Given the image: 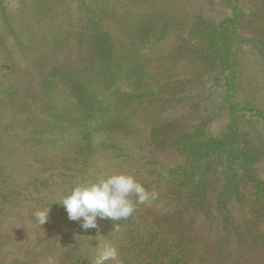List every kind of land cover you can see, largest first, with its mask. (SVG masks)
<instances>
[{
	"label": "trees",
	"instance_id": "obj_1",
	"mask_svg": "<svg viewBox=\"0 0 264 264\" xmlns=\"http://www.w3.org/2000/svg\"><path fill=\"white\" fill-rule=\"evenodd\" d=\"M249 1L79 0L76 19L60 20L80 46L79 61H54V67L46 66L51 73H33L30 94L17 86L14 73H24L19 61L0 62V106L8 99L15 104L13 117L0 119V211L13 201L14 207L32 201L36 211L50 208L61 240L51 244L44 260L95 264L100 251L111 246L118 256L106 264H264V178L256 171L264 135L256 131L261 146L255 156L251 149L258 147L250 143L252 127L264 128V107L251 106L250 87L237 93V44L251 43L264 58V0ZM0 15V51L38 59L58 52L51 46L41 54L16 34L12 51L4 41L6 27L14 33L4 6ZM52 16L59 18L58 12ZM40 20L32 26L41 28ZM60 54L73 55L54 56ZM21 95L44 108L22 114L16 102L25 104ZM93 103L90 115L85 109ZM219 113L228 117L220 136L200 128L189 132V122L192 129L199 124L205 129ZM73 125L64 141L65 128ZM29 145L35 147L30 161L19 164L15 153ZM103 156L130 165L109 171L106 161L99 164ZM221 159L228 175L216 191L219 178L210 172L208 181L207 170ZM28 169L44 176L26 180L36 188L24 194L12 176ZM121 172L158 198L117 221L118 230L112 221L98 219V229L85 231L56 202L74 186ZM246 190L251 191L247 206L241 200ZM19 220L0 214V264H37ZM17 239L27 249L20 251ZM76 244L87 252H78ZM17 253L21 258H14Z\"/></svg>",
	"mask_w": 264,
	"mask_h": 264
},
{
	"label": "rangeland",
	"instance_id": "obj_2",
	"mask_svg": "<svg viewBox=\"0 0 264 264\" xmlns=\"http://www.w3.org/2000/svg\"><path fill=\"white\" fill-rule=\"evenodd\" d=\"M200 1L201 0H193V3L197 4ZM248 3H250V1L246 0V4ZM0 6L1 7L4 6L6 11V16H8V21L12 25V29L14 32L12 34L7 27L5 29L6 34L4 41L11 48L12 51H14V49L18 46L17 43H15L13 36L15 34L17 35V39L22 41L24 44L33 45L34 47H37V49H40L39 52L41 54H43L42 52L46 51L48 48H51V46L53 47L52 49L58 47L57 49H55L58 50V52L52 53L51 55H49V57H47L46 54L41 55L39 56V59L37 58L38 56H35L33 54H29V55L26 54L27 52L22 53L15 50V53L8 54L6 51L5 52L0 51V62H3L4 60H8L10 62L14 61V63L17 65V62L19 61V64L21 65L20 68L23 69L24 73L16 74L17 72H15L14 75L17 78V82H16L17 86L19 85L21 86L22 89L24 88L27 89V91L25 92H29V94L33 93V89L31 87L32 82L30 84V81H32L33 78L32 76L33 73L34 75L35 72L36 74L39 73L38 76H41V74L45 75L46 73H51V71L48 70L49 67L46 66L54 67L53 64H57L54 61L58 62L60 60L63 64H65V61H69L67 63L69 64L71 60L73 62L80 60L81 55H79V53L81 50L78 49V47H80L78 42H76L73 39L71 33L64 32L67 29V22L69 20L74 21L78 16L79 0H63V3H59V0H0ZM56 12H58L59 18H55L53 21L51 17H53L52 15L55 14ZM38 18L41 19L40 24L42 27L39 28L36 26L34 28L32 26V23L36 22ZM62 18H67L65 19L67 21V22L65 21L66 25L60 22ZM0 19H1V15H0ZM23 20L25 21V25L21 24ZM53 23L55 26H53ZM51 43L53 44L50 45ZM237 45L240 46V49L237 54L239 58L238 63L240 69L239 80H238L239 86L237 93H240L242 96V94L244 95L245 92H248L249 90L248 88L250 87L251 88L250 99L252 100L251 106L262 108L264 107V58L261 56L262 52L258 51V49L256 48L254 49L251 43L246 44L245 42H240ZM62 51H69L73 55L71 56V58H69L68 56L64 58V56H61L63 54H60V56L58 55L54 56L55 53H60ZM37 61L39 63H37ZM29 71H31L30 77L27 74ZM12 76H13V72H12ZM16 78L14 80H16ZM101 87L103 86L101 85ZM17 97H15L14 99H16ZM21 97H22L21 100L25 102V104L21 103L20 100L17 101V99L19 98L16 99V102H18V104L20 103L19 106L23 107L24 111L22 114L26 115L31 110L38 111L39 109L44 108L43 105L37 103V100L36 102L34 101L33 103H26V99L24 98V95H21ZM33 98H30V100H34ZM93 105L94 106L85 109L86 112L90 115L95 114L94 110H96L97 106L94 103ZM14 106L15 104H12V101L9 99L7 102L2 103V106H0V113H1L0 119L6 121L10 120L13 117ZM192 109L193 111L196 110L195 107H193ZM85 110H83L84 111L83 113H85ZM202 113L205 114V111H202ZM102 116L103 115L101 114L96 117H92L91 120L93 119L97 121ZM215 117L216 119H214L213 122L207 123V125L202 123L203 125H205L206 127L205 129L204 126H202L201 124L195 126L192 129L190 126L194 125V123L189 122V132H194L195 128L196 130L200 128V130L204 133L211 130L213 134L216 135L219 134L220 136L227 129L226 124L228 123V117L221 113L217 114ZM26 122L30 124L29 119H27ZM95 123L96 122H94V124ZM82 124H84V122L79 123L77 126ZM68 127L69 126L65 128V131L62 135L64 141H67L69 139L71 132L70 129L74 130L76 128L75 125L70 126L69 128ZM252 131H255V133L251 134L250 143L251 145L253 144L254 147H258L257 149L256 148L251 149V151L254 153L253 156H255L256 154L259 153V147L261 146V144L256 143L259 142V140L257 137L254 136L256 135V131L258 134L261 133L262 135H264V128L258 124H255V126L252 127ZM216 135L215 138L218 137ZM33 148L32 145H29V148L24 147L18 150L15 153V159L17 158L18 160L17 162L19 164H24L25 162H27L30 158ZM98 159L99 160L102 159V162L99 163L100 165H103V162L106 161L104 165L108 166L109 171H112L115 168H118L119 170H126V168H128V166L130 165L128 163L125 164H122L121 162L118 163L117 159L109 158V157L105 158V156L98 157ZM257 159H259L258 160L259 162L258 165H256V171L261 176V178H264V156L262 155L260 156L259 154V157H257ZM211 167L214 168L211 169ZM211 167L209 170H207L208 171L207 180L208 181L210 180V175H209L210 172L212 174V179L214 176L218 177L219 179L216 180V185H213V187L217 186L216 191H218L227 178L228 167L225 165L224 159H221L218 162L214 163L213 166ZM39 175L44 176L39 173L33 172V170L28 169L25 170L24 172L22 171L15 173V175L12 176V178L14 180L13 182L15 183L17 182V184H22V187L20 185L19 186L20 188H23L22 190L25 192L24 194H27L29 191H33V189L36 188V183L34 184V186L31 183H29L26 186L25 185L26 180L27 181L31 180L33 182L34 179H36V177H40ZM250 197H251L250 190H246L243 192V196L241 199L243 201V205L247 206L246 201L249 200ZM11 203L12 204L6 205L7 206L6 210L2 209L0 211L2 218H7L10 220L16 219V222L20 221L19 219H21L24 222V224L19 226H21L24 233H26L25 234L26 239L32 243L30 247L35 252L36 263L50 264L49 260L47 259L44 260V259L47 258L46 256L50 255L49 251L51 249V244L54 245L56 241L61 240V238L57 234H55V232L57 231V227L55 225H51L50 222L51 215L48 214V219L46 223H44L46 224V226H43L44 224L40 225L39 222L35 219L34 213L36 212L37 207L33 205L34 203H32V201L22 202L21 205L15 207H14V201ZM71 237L72 236L68 237L69 241ZM22 241L23 239H17L14 241L15 246L21 248L20 251L27 249V246L24 243H22ZM76 246L78 252H87L86 249L80 244H76ZM97 246L98 247L96 251L99 250V245ZM14 258L19 259L21 257L17 253L15 254ZM257 264H261V263L258 262Z\"/></svg>",
	"mask_w": 264,
	"mask_h": 264
},
{
	"label": "clouds",
	"instance_id": "obj_3",
	"mask_svg": "<svg viewBox=\"0 0 264 264\" xmlns=\"http://www.w3.org/2000/svg\"><path fill=\"white\" fill-rule=\"evenodd\" d=\"M158 193L149 192L134 176L127 173H113L87 186L77 185L56 202L67 213L71 221L80 222L85 231L98 229L99 220H110L113 228L119 229L117 221L127 220L139 205L150 204ZM50 208L37 210L35 219L40 225L46 223ZM117 249L105 246L95 258V264H106L116 260Z\"/></svg>",
	"mask_w": 264,
	"mask_h": 264
}]
</instances>
